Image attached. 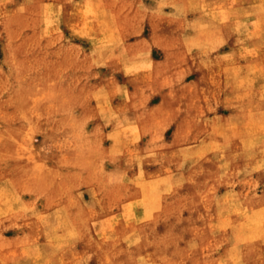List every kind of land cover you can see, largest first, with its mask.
<instances>
[{
	"label": "rangeland",
	"instance_id": "obj_1",
	"mask_svg": "<svg viewBox=\"0 0 264 264\" xmlns=\"http://www.w3.org/2000/svg\"><path fill=\"white\" fill-rule=\"evenodd\" d=\"M0 264H264V0H0Z\"/></svg>",
	"mask_w": 264,
	"mask_h": 264
}]
</instances>
